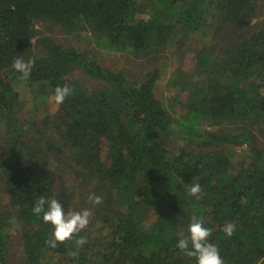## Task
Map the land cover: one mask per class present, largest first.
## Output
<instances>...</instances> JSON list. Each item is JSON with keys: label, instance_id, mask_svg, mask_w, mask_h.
<instances>
[{"label": "trees", "instance_id": "obj_1", "mask_svg": "<svg viewBox=\"0 0 264 264\" xmlns=\"http://www.w3.org/2000/svg\"><path fill=\"white\" fill-rule=\"evenodd\" d=\"M149 1L166 12L180 3L188 11L170 25L162 16L149 17L140 0H0V118L19 109L20 97L7 80L21 75L12 67L17 57L30 65V84L53 101L57 86L73 89L64 103L54 101V115L30 120L37 130L30 131L33 136L19 124L6 132L0 171L14 213L0 208V264H7L6 229L12 221L21 226L24 264H195L175 247L188 235L194 214L212 229L209 242L224 264H264V155L249 131L202 128L207 119L223 127L264 115V27L247 31L264 0ZM211 9L235 39L219 57L211 49L198 53L196 70L206 78L185 82L189 97L177 120L157 97L158 70L135 82L101 66L91 52L65 48L48 37L40 40L43 55L32 53L39 21L71 31L89 29L97 48L138 57L165 48L175 33L198 30ZM75 68L106 87L91 90L74 83ZM176 131L200 151L183 148L171 155L158 139ZM244 144L250 161L227 149ZM64 151L68 159L62 160ZM68 175L81 181L76 189L66 183ZM195 183L202 189L200 199L188 192ZM78 185H90V193L103 197V203L91 205L93 219L78 233L87 243L77 247L74 236L52 248L46 244L52 226L32 207L44 195L58 199L67 212ZM226 222L236 225L231 237L221 230Z\"/></svg>", "mask_w": 264, "mask_h": 264}, {"label": "rangeland", "instance_id": "obj_2", "mask_svg": "<svg viewBox=\"0 0 264 264\" xmlns=\"http://www.w3.org/2000/svg\"><path fill=\"white\" fill-rule=\"evenodd\" d=\"M140 3L149 17L156 15L162 16L170 25H173L181 17V11H188L184 4H176L173 9L168 8L169 12L175 11V16L170 18L168 16L169 12H166L167 10L165 11L161 7H155L153 2L140 0ZM198 26V30L192 29L188 33H185V31L175 33L165 48L133 57L97 48L92 37V31L89 29L71 31L54 21H39L34 28L32 53L34 56H42L44 52L40 40L48 37L65 48H75L79 51L91 52L101 66L114 72H123L129 79L135 82L145 81L149 74L158 70L159 79L156 85L157 97L170 117L177 120L184 114L182 101L187 100L189 97V91L183 89L186 87L185 82L202 83L201 81L206 78V75L196 70V57L198 53L203 49H211L219 57L225 44L235 39V35L229 38L231 37V28L222 22L216 10L211 9L206 15H203ZM262 27H264V6L257 18L251 22L247 31H258ZM70 78L74 83L91 90H100L106 87L105 83L93 79L80 68H75ZM7 80L13 85L20 99L19 109L14 112L15 115L12 114L10 118H0V153L4 140L6 139V132L11 124H19L24 132H26V136L31 137L33 136V132H37V130H33L31 122H40L47 114L54 115L58 109L52 96L49 97L41 92L36 85H31L27 79H21V75H7ZM36 90L41 93L35 92ZM202 128L205 131L230 128L234 134L249 131L255 138L254 145L264 155V115L262 118L247 117L244 120L236 122L234 125L223 127L215 125L212 123V120L207 119L204 121ZM31 130L33 132L30 134ZM158 140L171 155H177L183 148L190 152L200 151L194 144L182 139L178 131L170 133L167 136L161 135ZM227 149L235 154L234 157L246 158L249 161L251 159L248 144L229 147ZM64 154L65 157L63 156L62 160L64 158L68 159L67 151H64ZM107 154V143H105L102 151L104 161L107 160ZM77 182L81 181H75L72 175L66 177V183L73 184L71 187L74 189H76ZM90 190H92L90 185L86 189L78 185L71 210L90 209L92 212L91 222L94 212L93 207H91L92 204L87 199ZM0 208L3 212L14 213V208L4 189V179L1 171ZM6 230L11 239L7 264H24V243L22 240L21 226L18 221H12Z\"/></svg>", "mask_w": 264, "mask_h": 264}, {"label": "clouds", "instance_id": "obj_3", "mask_svg": "<svg viewBox=\"0 0 264 264\" xmlns=\"http://www.w3.org/2000/svg\"><path fill=\"white\" fill-rule=\"evenodd\" d=\"M13 69L21 74V79H28L31 73L29 63L25 62L22 57H17L13 61ZM73 89L67 85L57 86L54 90V101L57 105L64 103L65 99L71 96ZM189 195L200 199L202 192L198 183L192 184L188 189ZM89 203L99 205L103 203V197L90 193L88 196ZM32 212L35 215H42L45 224L52 226V238L46 241L48 246L55 248L58 243H64L72 240L77 236L75 244L80 247L87 243L86 237L78 236V233L85 229L90 223L92 212L90 209L68 210L65 211L63 204L56 198H46L41 195L34 203ZM203 216L191 217L188 224V235L182 236L176 243L175 247L180 250L186 257L194 258L195 264H224L218 247L209 242L212 229L204 226ZM236 225L233 222H226L221 229L227 237L234 234Z\"/></svg>", "mask_w": 264, "mask_h": 264}]
</instances>
